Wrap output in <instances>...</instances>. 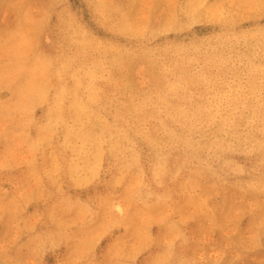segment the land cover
Masks as SVG:
<instances>
[{"label": "rangeland", "instance_id": "rangeland-1", "mask_svg": "<svg viewBox=\"0 0 264 264\" xmlns=\"http://www.w3.org/2000/svg\"><path fill=\"white\" fill-rule=\"evenodd\" d=\"M0 264H264V0H0Z\"/></svg>", "mask_w": 264, "mask_h": 264}]
</instances>
